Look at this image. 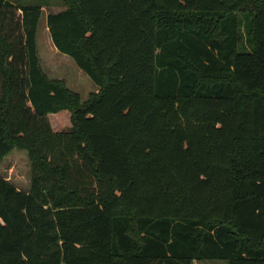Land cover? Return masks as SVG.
<instances>
[{
	"label": "trees",
	"instance_id": "obj_1",
	"mask_svg": "<svg viewBox=\"0 0 264 264\" xmlns=\"http://www.w3.org/2000/svg\"><path fill=\"white\" fill-rule=\"evenodd\" d=\"M64 2L84 102L41 67L43 7L0 0V160L31 162L0 264H264V0Z\"/></svg>",
	"mask_w": 264,
	"mask_h": 264
},
{
	"label": "rangeland",
	"instance_id": "obj_2",
	"mask_svg": "<svg viewBox=\"0 0 264 264\" xmlns=\"http://www.w3.org/2000/svg\"><path fill=\"white\" fill-rule=\"evenodd\" d=\"M19 6H42V18L37 33L38 53L41 67L50 79L63 81L78 93L82 102L97 92L92 80L84 74L68 56L60 54L54 47L47 28V16L67 8L64 0H9ZM63 115V114H61ZM58 116V115H56ZM56 124L60 120H54ZM53 122V123H54ZM0 177L12 182L17 188L28 191L31 180V162L25 150L14 149L0 160ZM194 264H228L226 261H202Z\"/></svg>",
	"mask_w": 264,
	"mask_h": 264
}]
</instances>
